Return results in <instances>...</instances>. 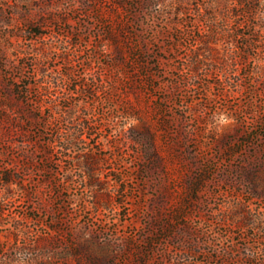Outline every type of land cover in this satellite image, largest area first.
Here are the masks:
<instances>
[{
	"label": "rangeland",
	"instance_id": "rangeland-1",
	"mask_svg": "<svg viewBox=\"0 0 264 264\" xmlns=\"http://www.w3.org/2000/svg\"><path fill=\"white\" fill-rule=\"evenodd\" d=\"M209 255L264 264V0H0V264Z\"/></svg>",
	"mask_w": 264,
	"mask_h": 264
},
{
	"label": "trees",
	"instance_id": "trees-1",
	"mask_svg": "<svg viewBox=\"0 0 264 264\" xmlns=\"http://www.w3.org/2000/svg\"><path fill=\"white\" fill-rule=\"evenodd\" d=\"M198 186H199L198 184H195V186H194V189H196V191L199 190ZM224 257H226V258H224L222 263H226V262L229 263V262H231V260L233 258L235 259L236 256H235V254L233 256L232 251H228V253L226 255H224ZM237 259H239V258H237ZM200 261H201L200 262L201 264H203L204 262L211 264V263L219 262V258H216L214 255H211V256L209 255L207 260H200ZM238 264H240V263H238Z\"/></svg>",
	"mask_w": 264,
	"mask_h": 264
}]
</instances>
